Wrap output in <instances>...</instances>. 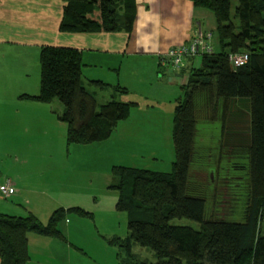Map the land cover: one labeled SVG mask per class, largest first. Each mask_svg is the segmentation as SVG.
<instances>
[{"label":"trees","instance_id":"trees-1","mask_svg":"<svg viewBox=\"0 0 264 264\" xmlns=\"http://www.w3.org/2000/svg\"><path fill=\"white\" fill-rule=\"evenodd\" d=\"M189 1L216 17L221 52L202 55L200 69L196 71L192 67L190 83L182 88L184 96L176 100L174 171L113 168L111 188L121 195L117 210L135 211L142 217L133 218L128 224V236L115 239L113 245L127 254L128 264H133L132 248L136 244L152 250L158 258L156 264H264V0H237L234 16L231 0ZM64 2L62 32H133L136 0ZM233 55L245 57V63L235 66L230 58ZM40 64V94L22 98L42 104L59 100L65 106L58 118L67 126L68 144L107 140L119 122L128 117L129 104L113 98L99 105L96 94L85 87L80 50L44 47ZM91 84L97 89L109 87L102 81H91ZM117 90L128 93L121 86ZM234 101L246 102L249 106L246 136L249 143L235 142L236 149L231 155L243 161L236 167L239 177L221 176L220 181L233 191H238L240 186L245 191L242 190L238 199L240 204L235 203L237 199L233 201L236 208L242 205V212L235 214L240 216V222L212 216L205 191L191 180L199 113H207L209 108L219 112L226 130ZM215 174L216 171L211 183L215 182ZM70 211L88 215L77 208L61 209L45 225L35 216L15 217L0 212V264H28L30 234L66 240L58 225ZM182 219L198 223L199 228L172 223Z\"/></svg>","mask_w":264,"mask_h":264},{"label":"rangeland","instance_id":"rangeland-1","mask_svg":"<svg viewBox=\"0 0 264 264\" xmlns=\"http://www.w3.org/2000/svg\"><path fill=\"white\" fill-rule=\"evenodd\" d=\"M231 2V13L234 16L238 2ZM192 6L195 10L201 9L193 3ZM205 17L207 16L195 19L194 34L186 42L172 45L155 55L159 68L150 59L140 63L129 60L124 69L116 73L105 67L89 66L85 59L82 70L85 87L96 94L99 105L113 98L129 104L128 117L119 122L113 135L107 140L90 144H68L64 138L62 145L59 141L55 142V157L52 161L48 158L46 163L47 171L51 174L50 179L52 178V181H46L49 194L35 196L33 205L29 206L24 199L17 201L16 198L6 199L0 195L1 213L24 218L35 216L45 225L61 209L77 208L88 213L81 215L76 211L66 212V219L58 225L66 240L30 234L29 249L33 264H128L127 254L119 246L113 245V241L126 238L129 222L133 218L142 217L135 211L117 210L121 195L119 191L111 188L113 168L125 167L160 173L174 171L176 153L173 130L176 100L184 96L182 88L190 83L192 67L196 71L200 69L202 55L221 52L216 17L213 15V22L210 16L212 23H205ZM181 49L186 52L177 58L175 52ZM235 57L239 56L233 55L230 58ZM242 58L244 60H239L243 64L246 60ZM6 79L9 80V77ZM30 81L33 82V76ZM91 81H102L109 87L97 89ZM1 84L0 101L9 103L14 101L15 94L34 90L31 87L13 85L12 90L4 95ZM5 85L7 84L4 83L3 89L7 88ZM118 86L126 88L128 93H120ZM54 102L57 109L60 106L65 107L59 100ZM231 113L227 119L226 130L219 112H213L209 108L207 113H199L196 157L191 168V180L205 191L212 216L229 218V222H240V216L235 214L242 212V205H237L236 208L233 201L237 199L235 203H239L243 189L240 186L238 191H233L224 187L225 182L222 183L220 177L233 179L240 173L236 167L243 161L238 157L231 158V155L236 149L235 142L239 141V144L244 145L249 143L246 138L249 132V106L246 102L234 101ZM13 138L7 124H3L0 119V151H8L10 143L15 140ZM213 171H216V179L211 183ZM172 223L199 228L198 223L187 219L174 220ZM132 253L135 255L133 264L158 262L156 254L149 248L136 244Z\"/></svg>","mask_w":264,"mask_h":264},{"label":"crops","instance_id":"crops-1","mask_svg":"<svg viewBox=\"0 0 264 264\" xmlns=\"http://www.w3.org/2000/svg\"><path fill=\"white\" fill-rule=\"evenodd\" d=\"M65 5L64 0H0L1 91L8 94L13 85L34 89L15 94L13 102L0 101V119L15 139L8 151H0V172L16 188L12 199H24L29 206L35 203V196L49 194L47 182L52 178L46 163L48 158L54 159L55 142L62 145L67 132L58 118L65 107L59 105L57 109L55 102L42 104L22 98L40 94L41 49H78L89 66L116 73L129 60L140 63L150 59L159 68L155 55L193 36L196 18L207 16L205 23L211 22L210 16L215 20L212 13L195 10L189 0H136L137 16L131 34L63 33L60 26ZM4 83L7 88L3 89ZM32 262L30 258L28 264Z\"/></svg>","mask_w":264,"mask_h":264},{"label":"built area","instance_id":"built-area-1","mask_svg":"<svg viewBox=\"0 0 264 264\" xmlns=\"http://www.w3.org/2000/svg\"><path fill=\"white\" fill-rule=\"evenodd\" d=\"M184 52H186V50H184V49H181V51L175 52V54L177 55L176 57L178 58L180 56V54H183ZM239 58L243 59L242 57H235L234 59H232L235 66H241L245 63V61H244L242 64L241 63L242 61L239 60ZM234 60H235V62H234ZM245 60H246V58H245ZM16 192H17L16 188L14 187L12 182L8 179H5L2 176V174L0 173V195L4 198L8 199V198L13 197L16 194Z\"/></svg>","mask_w":264,"mask_h":264},{"label":"bare ground","instance_id":"bare-ground-1","mask_svg":"<svg viewBox=\"0 0 264 264\" xmlns=\"http://www.w3.org/2000/svg\"><path fill=\"white\" fill-rule=\"evenodd\" d=\"M1 173V172H0ZM2 174V173H1ZM3 176V175H2ZM5 179H7V178H5ZM9 180V179H8ZM11 181V180H10ZM13 184V183H12Z\"/></svg>","mask_w":264,"mask_h":264}]
</instances>
